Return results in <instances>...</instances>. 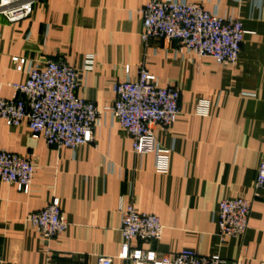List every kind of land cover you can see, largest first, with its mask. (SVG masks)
Here are the masks:
<instances>
[{"label": "crops", "instance_id": "crops-1", "mask_svg": "<svg viewBox=\"0 0 264 264\" xmlns=\"http://www.w3.org/2000/svg\"><path fill=\"white\" fill-rule=\"evenodd\" d=\"M150 0H38L29 19L10 23L0 15V97H14L13 84L27 80V65L62 61L81 75L80 98L98 108L113 104V86L136 80L142 63L162 86L180 90L174 126L153 133L171 150L167 174L152 154L136 156L132 138L111 114L99 118L95 141L75 150L55 149L27 121L9 127L0 119V150L29 158L36 166L29 194L0 180V261L3 264H94L121 249L119 206L160 217L157 242L132 247L173 256L192 250L219 255L225 264L264 263V190L254 199L243 239L221 238L216 214L224 200L253 199L264 161V0H161L201 3L246 30L236 65H219L181 50L177 42L141 40L142 11ZM92 66L86 69L88 60ZM130 68L129 74L126 67ZM208 102V114L198 113ZM59 198L68 223L45 240L30 222Z\"/></svg>", "mask_w": 264, "mask_h": 264}, {"label": "built area", "instance_id": "built-area-1", "mask_svg": "<svg viewBox=\"0 0 264 264\" xmlns=\"http://www.w3.org/2000/svg\"><path fill=\"white\" fill-rule=\"evenodd\" d=\"M38 0H0V15L10 23L30 18ZM143 14L141 40L147 48L153 40L177 42L186 50L219 65H236L246 30L238 18H225L207 11L201 3L150 0ZM18 71L27 65V80L13 84L14 97H0V119L9 127H19L27 121L36 136H41L51 148L75 150L95 141V130L103 114L114 116L132 138L136 156L152 154L155 169L167 174L171 150L161 146L153 128L171 129L180 114V90L162 86L142 63L136 80L128 79L113 86L112 105L98 108L80 98V73L62 61H47L44 65L28 63L14 57ZM86 69L92 66L89 59ZM129 66L126 73L129 74ZM208 102L202 101L198 113L208 114ZM36 172L35 164L26 157L0 150V180L29 194ZM264 190V161L258 167L253 199L236 198L219 204L216 214L219 236L243 239L249 229L254 199ZM122 244L117 259L124 264H225L219 255L202 256L192 250H182L169 257L157 252L132 247L133 242H157L164 232L159 216L138 212L133 204L119 206ZM30 222L42 238L50 240L62 235L68 227L60 209L59 198L33 214ZM80 264L86 259L78 257ZM0 264H3L0 261ZM94 264H113L112 257H98ZM264 264V263H262Z\"/></svg>", "mask_w": 264, "mask_h": 264}]
</instances>
